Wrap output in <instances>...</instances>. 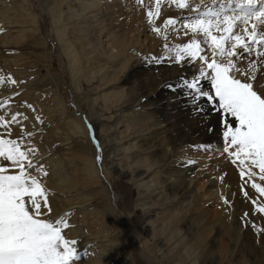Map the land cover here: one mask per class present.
Listing matches in <instances>:
<instances>
[{
	"label": "rangeland",
	"instance_id": "1",
	"mask_svg": "<svg viewBox=\"0 0 264 264\" xmlns=\"http://www.w3.org/2000/svg\"><path fill=\"white\" fill-rule=\"evenodd\" d=\"M53 2L69 25L68 6L75 0L62 6L61 0H0V264H172L171 253L159 250L143 226L137 192L127 208L123 204L129 193L120 170L136 173L135 162L149 166L154 159L159 162L151 167L153 204L182 232L191 227L214 246L212 257L195 264H215L223 254L224 264H264L263 100L227 73L221 75L225 83H217L220 71L210 73L214 57L207 71L182 79L179 100L167 108L151 101L144 108L145 72L160 79L164 69L190 66L193 56L185 43L162 52L159 40L151 56L132 59L136 67L120 83L106 71L97 73L96 66L107 65L101 58L71 76L52 30ZM130 2L135 20L142 21L136 8L144 0ZM142 27L151 30L145 21ZM76 35L70 36L73 42ZM230 59L229 68L238 56ZM202 79L209 84L200 97L193 82ZM203 100L223 114L208 132L222 139L224 151H195L188 136L192 106L202 119ZM155 107L154 118L147 119L143 111ZM164 120L174 124L166 134L163 126L152 125ZM182 128L185 134L173 132ZM175 177L187 187H173Z\"/></svg>",
	"mask_w": 264,
	"mask_h": 264
},
{
	"label": "bare ground",
	"instance_id": "2",
	"mask_svg": "<svg viewBox=\"0 0 264 264\" xmlns=\"http://www.w3.org/2000/svg\"><path fill=\"white\" fill-rule=\"evenodd\" d=\"M130 1L132 0H75L72 6H68L69 12H73L70 15L69 25L63 22V13L60 11L59 3L53 2L49 10L52 30L60 52L67 61L66 67H68L71 76L78 71H86L92 58L94 60L101 58L107 61V65L96 66L97 73L106 71L112 77H117V82H119L126 70L133 66L136 67L132 59L138 55L151 56L159 40V49L161 47L162 52H165L171 45L173 46L171 48H176L177 51L178 46L181 49V47H184L182 44L185 43L189 44L193 56V58L191 57L190 66L187 63L186 65L183 64L182 67L180 66V68L177 67V70L164 69V77L160 79L152 76L153 72H145L144 92L141 96L144 100L143 107L144 105L151 106V101H155V104L160 107L166 106L167 108L168 105H172L171 100L176 101L177 98L179 100L181 96L179 91L182 89V86H180L184 81L182 79L187 76L194 78L200 70L207 71L208 66L213 63L214 57L217 60L210 73L216 74L220 71L219 77L215 78L217 83L224 82L221 75L227 73L232 79L241 83L242 86L252 88L264 102V0H172V6L170 7H167L168 3H166L169 0L166 2L165 0H144L143 6H139L140 9H143L136 8L137 13L142 17V21L140 18L135 20V10L133 11V3ZM64 3L67 5L69 0H61V6ZM74 5H77V8L71 9ZM1 17H5V15ZM176 17H181L182 21L176 19ZM166 20H171L174 23L168 27ZM143 21L151 26L149 33H146V28L142 27ZM164 25H167L165 32L162 29ZM154 27H160L159 32L156 31V35L154 34ZM74 33L79 34V38L75 42L70 38ZM142 37L144 38L141 40ZM76 43H79V48L75 46ZM249 43H252V46ZM174 44H177L176 47ZM90 55L92 57H89ZM231 56H238V61L229 68L228 64ZM106 76L108 75L106 74ZM126 82L128 83L129 80H126ZM193 84L194 92L196 94L200 93V97H202V91L208 89L209 83L207 79H202L200 81L195 80ZM121 89V92L125 93V88ZM129 92L130 94L126 96L130 100L131 88ZM122 93H118V99H121ZM115 95L117 96L115 93L111 97ZM104 99L108 100L109 96L106 95ZM137 101L141 102L140 99ZM136 103L138 104V102ZM203 103L205 105H202V119L198 108L195 105L192 106V116L189 123L191 129L188 135L192 140L191 143L195 145V151L212 152L215 149L224 151L227 148L225 149L224 144H222V139L208 132L211 121H215V117L217 119L218 117L221 118L223 114L212 107L210 102H204L203 100ZM155 111L156 107L154 112L143 111V114L147 119H152ZM165 122L166 120L162 124H157L158 121H156V124L152 125L155 127L163 126V130L160 131L166 134L174 124L171 125L170 122L165 124ZM173 132L186 133L183 128L175 129ZM160 152H163V150ZM163 156L166 157L165 153H163ZM153 162V165L149 163V166L146 165L147 162L145 164V160L135 162L136 173H133V167L132 170L129 168L132 173H128L127 169L119 167L122 170H120V174L126 178V190L129 193V195L124 196L123 204L127 208L130 205L129 201L132 195L137 192L139 200L142 201V207L139 210L143 226L147 228L148 232L150 230L151 234H154L155 237H153L156 239H154V243H156L159 250L163 253H171V257L165 255L166 259L169 257L168 262L175 264V259L184 261L189 259L191 262L194 260L192 264L198 261L205 262L210 256L212 257L210 253L214 249V246L206 243L207 238L202 233L196 235L191 227L186 228L187 234L182 232L171 216H168L167 213L164 216L161 215L158 211L159 207L153 204L152 199L154 197H152V193L156 190L152 192L149 189L154 177L151 167H155L159 160L154 159ZM149 174L151 175L150 179L145 181L150 176ZM156 174L158 173L156 172ZM175 178L176 182L172 183L173 187L175 185L179 188L187 187L185 181L179 182L178 177ZM113 196L115 202L117 196L116 194ZM192 210L197 211L198 209L193 205ZM154 211H157V213L153 214ZM218 256L214 261L215 264H224L226 255Z\"/></svg>",
	"mask_w": 264,
	"mask_h": 264
}]
</instances>
